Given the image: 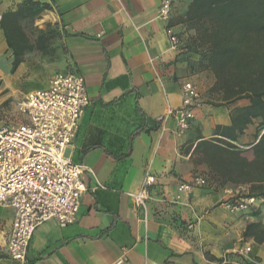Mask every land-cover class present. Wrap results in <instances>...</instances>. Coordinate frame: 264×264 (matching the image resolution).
Returning a JSON list of instances; mask_svg holds the SVG:
<instances>
[{
	"label": "crops",
	"instance_id": "obj_1",
	"mask_svg": "<svg viewBox=\"0 0 264 264\" xmlns=\"http://www.w3.org/2000/svg\"><path fill=\"white\" fill-rule=\"evenodd\" d=\"M171 1L162 21L160 0H0V119L17 121L9 104L46 88L57 72L81 75L89 98L66 150L85 168L75 221L43 223L24 262L0 253V264H264V196L248 195L249 184L231 182L204 152V141L219 138L251 162L264 126L256 118L234 140L220 135L249 102L224 103L221 92L209 91L214 79L199 81L186 54L171 48L165 29L177 33L175 7L190 0ZM184 80L199 102L177 133L168 111L181 104ZM146 176L154 182L143 214L130 194ZM195 177L207 185L178 190ZM249 197L245 210L226 206ZM11 221L10 208L0 207V247Z\"/></svg>",
	"mask_w": 264,
	"mask_h": 264
},
{
	"label": "built area",
	"instance_id": "obj_2",
	"mask_svg": "<svg viewBox=\"0 0 264 264\" xmlns=\"http://www.w3.org/2000/svg\"><path fill=\"white\" fill-rule=\"evenodd\" d=\"M171 9V0H160L157 18L168 21ZM165 32L171 48L177 49L180 40L176 32L170 26ZM198 102L197 88L192 81L184 80L181 104L168 111L177 133L188 129ZM88 104L83 77L57 72L46 88L29 92L15 102L17 121L0 119V207H8L12 212L2 251L13 260L25 261L29 241L38 226L54 220L64 227L76 219L80 197L87 189L81 180L85 168L71 162L66 150ZM153 182V176H146L140 190L130 194L143 214L148 187ZM206 185L204 178L195 177L190 183L179 185L178 190ZM253 203L254 198L249 197L227 202L226 206L230 210H245ZM123 262L118 258L114 264Z\"/></svg>",
	"mask_w": 264,
	"mask_h": 264
},
{
	"label": "trees",
	"instance_id": "obj_3",
	"mask_svg": "<svg viewBox=\"0 0 264 264\" xmlns=\"http://www.w3.org/2000/svg\"><path fill=\"white\" fill-rule=\"evenodd\" d=\"M184 20L203 24L194 38V51L202 49L199 65L213 76L209 91L221 92L224 103L249 102L235 112L231 126L220 135L234 140L235 131L242 133L256 118L264 126V0H190ZM19 63L15 57L11 72ZM204 142L212 167L223 165L231 182L249 184L248 195L264 196V132L251 146V162H245L230 141ZM255 227L248 224L244 235Z\"/></svg>",
	"mask_w": 264,
	"mask_h": 264
},
{
	"label": "rangeland",
	"instance_id": "obj_4",
	"mask_svg": "<svg viewBox=\"0 0 264 264\" xmlns=\"http://www.w3.org/2000/svg\"><path fill=\"white\" fill-rule=\"evenodd\" d=\"M187 6L188 5H186L185 2L183 5H176L175 7L177 13L175 17V22L177 23V25H179V30L176 33L180 40L179 48L180 50H182L183 54H186V59L189 60L188 66L190 68V71L194 74L200 73L199 81H203L204 83H206L207 79H209L210 77L213 78V76L208 70L204 69L201 65H199L202 49L197 48L196 51H194L197 45L194 38L197 32L203 27V24L190 23L184 20V13L187 9ZM14 105L15 103L9 104L8 109L11 112H13V109H15ZM0 253H3L2 246L0 247Z\"/></svg>",
	"mask_w": 264,
	"mask_h": 264
}]
</instances>
